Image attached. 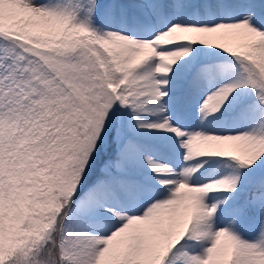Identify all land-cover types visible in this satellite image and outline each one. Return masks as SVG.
<instances>
[{
  "label": "snow or ice",
  "instance_id": "6c2138e0",
  "mask_svg": "<svg viewBox=\"0 0 264 264\" xmlns=\"http://www.w3.org/2000/svg\"><path fill=\"white\" fill-rule=\"evenodd\" d=\"M0 264H264V0H0Z\"/></svg>",
  "mask_w": 264,
  "mask_h": 264
}]
</instances>
